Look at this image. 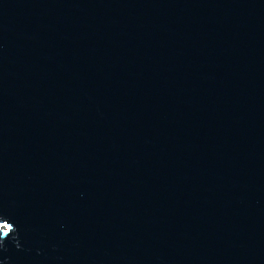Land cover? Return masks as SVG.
Masks as SVG:
<instances>
[{"label": "water", "instance_id": "95a60500", "mask_svg": "<svg viewBox=\"0 0 264 264\" xmlns=\"http://www.w3.org/2000/svg\"><path fill=\"white\" fill-rule=\"evenodd\" d=\"M0 264H264V0H0Z\"/></svg>", "mask_w": 264, "mask_h": 264}, {"label": "snow or ice", "instance_id": "6c2138e0", "mask_svg": "<svg viewBox=\"0 0 264 264\" xmlns=\"http://www.w3.org/2000/svg\"><path fill=\"white\" fill-rule=\"evenodd\" d=\"M0 227L6 228V229H10V225L5 223L3 225H0Z\"/></svg>", "mask_w": 264, "mask_h": 264}]
</instances>
